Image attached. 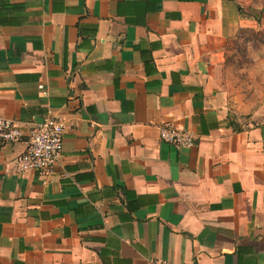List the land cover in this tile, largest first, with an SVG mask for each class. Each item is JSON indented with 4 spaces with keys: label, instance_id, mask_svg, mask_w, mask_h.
<instances>
[{
    "label": "crops",
    "instance_id": "obj_1",
    "mask_svg": "<svg viewBox=\"0 0 264 264\" xmlns=\"http://www.w3.org/2000/svg\"><path fill=\"white\" fill-rule=\"evenodd\" d=\"M256 2L0 0V117L22 131L0 146V264H264V109L227 94V30ZM46 116L61 154L15 172Z\"/></svg>",
    "mask_w": 264,
    "mask_h": 264
},
{
    "label": "rangeland",
    "instance_id": "obj_2",
    "mask_svg": "<svg viewBox=\"0 0 264 264\" xmlns=\"http://www.w3.org/2000/svg\"><path fill=\"white\" fill-rule=\"evenodd\" d=\"M253 4L227 30V94L239 119L264 109V0Z\"/></svg>",
    "mask_w": 264,
    "mask_h": 264
},
{
    "label": "built area",
    "instance_id": "obj_3",
    "mask_svg": "<svg viewBox=\"0 0 264 264\" xmlns=\"http://www.w3.org/2000/svg\"><path fill=\"white\" fill-rule=\"evenodd\" d=\"M39 94L47 95L42 85H37ZM62 120L46 116L41 123L28 130L23 152L14 161V171L47 173L49 172L62 150ZM22 131L11 120L0 117V146L20 141ZM158 139L175 149H190L194 146L193 134L188 130L176 129L163 124L158 128ZM148 264H168L165 261L150 259ZM195 264V263H188Z\"/></svg>",
    "mask_w": 264,
    "mask_h": 264
}]
</instances>
